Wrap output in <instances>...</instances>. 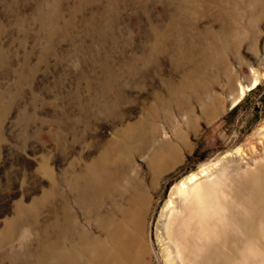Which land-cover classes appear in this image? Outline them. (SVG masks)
<instances>
[{"label": "rangeland", "instance_id": "rangeland-1", "mask_svg": "<svg viewBox=\"0 0 264 264\" xmlns=\"http://www.w3.org/2000/svg\"><path fill=\"white\" fill-rule=\"evenodd\" d=\"M218 3L0 0V264L56 260L61 228L82 261L129 236L128 264H223L218 228L262 219L264 13L238 0L230 24ZM99 164L100 192L74 191ZM254 234L233 264H264V223Z\"/></svg>", "mask_w": 264, "mask_h": 264}, {"label": "bare ground", "instance_id": "bare-ground-1", "mask_svg": "<svg viewBox=\"0 0 264 264\" xmlns=\"http://www.w3.org/2000/svg\"><path fill=\"white\" fill-rule=\"evenodd\" d=\"M245 3L249 2V5L251 7L252 13H264V3L261 5L260 0H244ZM238 6V0H219L218 3V14L223 22V15H226L225 19L229 20L230 24H234V14ZM223 29H228L230 25L222 26ZM258 82L257 79H254L251 83V85L247 86H254ZM245 85L240 86L239 91V97L231 104L233 106L238 99L244 94ZM230 106V107H231ZM101 157H108L112 158V155L110 151L105 152V154H102ZM221 157L217 159V161L213 162V164L216 166L217 163H220ZM213 165H206V168L201 169L198 172H193L190 175L182 178L177 189V194L183 198L186 199L189 192L193 191L194 188H199V183L202 181H208L209 176L211 175L210 171L208 172L209 168H213ZM89 176L84 180L85 175ZM108 174V167L105 166V164H99L98 166L94 168H89L88 171L85 168L84 171L79 175L78 181H73L71 184V187L74 191H78L81 195L85 194L86 196H90L89 199L94 198L97 193L100 192L101 186H103V175ZM62 180L65 182L64 176L62 177ZM255 181L259 184H252L251 188H256L257 190L264 191V168L262 170H259L257 172V177L255 178ZM227 190H231L227 189ZM216 194V193H215ZM214 194V195H215ZM199 195V194H198ZM213 195L204 193V195L201 198H198L194 200L195 203H199L200 199H208ZM238 195H235V198H238ZM179 202V200H177ZM180 203V202H179ZM167 206V207H166ZM166 209L171 211L172 208H174L173 202H168L166 205ZM201 211L203 212V208H201ZM262 219L255 220L252 218H242L240 219V227L242 229L241 233H233L229 234L226 239H222L219 234V228H218V234H217V242L212 243L208 245V249L210 251H216L219 253L218 250H215V248H218L222 245H225L227 250L226 252L219 258V261L223 264H233L234 260L241 254L243 250L250 247L254 241L258 239V236L254 234L255 230L257 229L258 225L261 223H264V215H260ZM258 216V217H260ZM252 219V220H250ZM204 216L200 219L199 222H203ZM213 228H216V226H213ZM177 231H179V227L177 228ZM59 233L61 236L64 235L63 228L59 230ZM111 236H114L112 232H110ZM59 237L56 244H54V247L59 249V252L57 254L56 260L53 257V254L51 253L50 248H47V252L45 253L44 257L42 259L38 260L36 264H46V260L50 259L49 264H128V261L125 259H118L120 256L125 257L128 259L127 253H124L126 250L129 252L132 250L134 246L133 238L129 236L123 237L121 239V243L124 245V247L119 250V257L117 258L116 255L110 251V249L105 247H110V245H105L104 248L102 247L100 249L94 248L92 246L89 247V253L86 254V260L82 261L80 255L76 252V247L72 245H75L73 243L72 245H69L68 247L65 245L63 238ZM204 243V242H203ZM102 246V244H101ZM63 250H66L65 253ZM123 252V254H121ZM204 253H202L203 255Z\"/></svg>", "mask_w": 264, "mask_h": 264}]
</instances>
